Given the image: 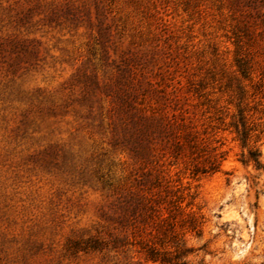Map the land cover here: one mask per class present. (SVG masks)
Here are the masks:
<instances>
[{
	"label": "rangeland",
	"instance_id": "374dc122",
	"mask_svg": "<svg viewBox=\"0 0 264 264\" xmlns=\"http://www.w3.org/2000/svg\"><path fill=\"white\" fill-rule=\"evenodd\" d=\"M162 98L205 139L200 161L224 155L218 172L194 177L170 150L142 169L132 114ZM240 109L264 161V0H0V264H160L111 242L146 171L202 222L188 264H264Z\"/></svg>",
	"mask_w": 264,
	"mask_h": 264
},
{
	"label": "trees",
	"instance_id": "16d2710c",
	"mask_svg": "<svg viewBox=\"0 0 264 264\" xmlns=\"http://www.w3.org/2000/svg\"><path fill=\"white\" fill-rule=\"evenodd\" d=\"M156 114H132V132L127 141L131 153L142 165V169L154 164L159 166V158H164L168 150L175 158H189L194 177L215 173L220 170L224 155L209 157L200 161L205 154V139L199 137L194 122L186 117L187 111L176 114L166 110L171 103L166 99H158ZM238 141L243 148H248L243 154L245 165L253 163L257 171H264L262 152L258 148H249L252 128L248 127L243 110H239L238 120L233 122ZM130 132L129 124H124ZM151 172L146 171L138 182V190L132 191L123 202L119 203L118 216L115 221L117 234L111 233L114 249L125 248L130 241L143 245L142 251L147 261L160 264H188V256L193 253L183 239L186 232L202 235L201 223L192 216L183 217L184 202L182 197L172 195L170 199L163 198L161 193H154L153 186H159L161 176L153 183ZM171 181H166L167 188ZM169 197L168 191L166 190ZM174 198V199H173ZM94 246H100L95 243Z\"/></svg>",
	"mask_w": 264,
	"mask_h": 264
}]
</instances>
